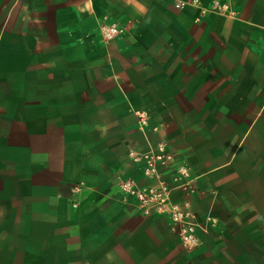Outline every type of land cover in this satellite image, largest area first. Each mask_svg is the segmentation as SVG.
Returning <instances> with one entry per match:
<instances>
[{
    "label": "crops",
    "instance_id": "0c3cea01",
    "mask_svg": "<svg viewBox=\"0 0 264 264\" xmlns=\"http://www.w3.org/2000/svg\"><path fill=\"white\" fill-rule=\"evenodd\" d=\"M173 1L0 0V264H264V0ZM159 141L195 251L119 185Z\"/></svg>",
    "mask_w": 264,
    "mask_h": 264
},
{
    "label": "built area",
    "instance_id": "2783aa9c",
    "mask_svg": "<svg viewBox=\"0 0 264 264\" xmlns=\"http://www.w3.org/2000/svg\"><path fill=\"white\" fill-rule=\"evenodd\" d=\"M173 4L179 9L190 6L202 7L201 0H174ZM229 7L228 2L214 0L209 7L201 8L195 19L199 21L209 12L224 14L229 10ZM100 26L104 29L105 39L114 38L124 32V28L116 23H101ZM140 117L141 129H144L145 117L143 114ZM129 156L133 161L143 164V175L150 182L147 185H142L133 178L121 180L119 185L125 195V203L146 215L158 213L167 216L177 227L183 248L187 251L198 249L201 246L198 229L207 230L209 226L215 227L218 222L213 217H207L204 220L198 219L197 214L191 210L188 201L176 200L172 197L174 186L171 181L183 179L181 185L185 189L190 188L194 183L196 178L192 175L190 168L184 163H179L173 168L172 180L166 178L162 167L169 166L174 157L167 150L164 141H159L146 151L132 149Z\"/></svg>",
    "mask_w": 264,
    "mask_h": 264
}]
</instances>
